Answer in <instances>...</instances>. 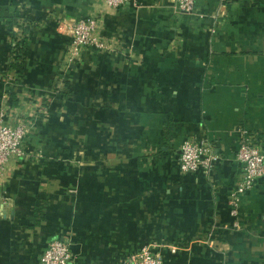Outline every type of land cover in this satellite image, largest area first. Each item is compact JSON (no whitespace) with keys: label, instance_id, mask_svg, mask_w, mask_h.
I'll list each match as a JSON object with an SVG mask.
<instances>
[{"label":"crops","instance_id":"crops-1","mask_svg":"<svg viewBox=\"0 0 264 264\" xmlns=\"http://www.w3.org/2000/svg\"><path fill=\"white\" fill-rule=\"evenodd\" d=\"M74 17L113 50L70 61ZM0 105L30 124L0 179V264H38L54 238L70 264L146 244L163 264H264V176L237 229L228 204L240 128L264 151V0H0ZM191 137L218 155L207 174L178 167Z\"/></svg>","mask_w":264,"mask_h":264},{"label":"built area","instance_id":"built-area-1","mask_svg":"<svg viewBox=\"0 0 264 264\" xmlns=\"http://www.w3.org/2000/svg\"><path fill=\"white\" fill-rule=\"evenodd\" d=\"M128 1L104 0L112 7L125 5ZM195 1L175 0V9L179 13L191 14L195 10ZM97 28L98 20L94 17L63 18L58 21L57 29L70 39L67 48L70 61L79 59L86 48L100 52L113 50L112 45L99 35ZM29 130L30 124L27 121L9 119L6 107L0 105V179L9 161L25 155L24 139ZM235 157L241 164L242 175L231 190L228 202L233 229L240 227L238 218L242 196L253 187L257 179L264 176V151L252 140L251 131L247 128H240ZM217 160L218 155L206 139L187 138L178 150L177 163L184 174H207ZM70 246L69 238L52 239L41 253L38 264H70L73 259ZM120 264H163V258L153 244H146L122 258Z\"/></svg>","mask_w":264,"mask_h":264},{"label":"trees","instance_id":"trees-1","mask_svg":"<svg viewBox=\"0 0 264 264\" xmlns=\"http://www.w3.org/2000/svg\"><path fill=\"white\" fill-rule=\"evenodd\" d=\"M37 221V220H36Z\"/></svg>","mask_w":264,"mask_h":264}]
</instances>
